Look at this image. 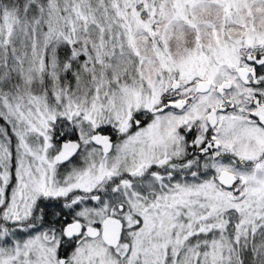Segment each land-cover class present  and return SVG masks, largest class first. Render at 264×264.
<instances>
[{
	"label": "snow or ice",
	"instance_id": "obj_1",
	"mask_svg": "<svg viewBox=\"0 0 264 264\" xmlns=\"http://www.w3.org/2000/svg\"><path fill=\"white\" fill-rule=\"evenodd\" d=\"M0 264H264V0H0Z\"/></svg>",
	"mask_w": 264,
	"mask_h": 264
}]
</instances>
